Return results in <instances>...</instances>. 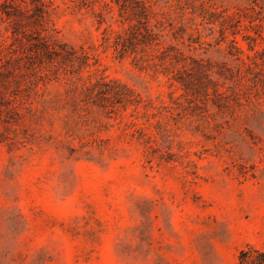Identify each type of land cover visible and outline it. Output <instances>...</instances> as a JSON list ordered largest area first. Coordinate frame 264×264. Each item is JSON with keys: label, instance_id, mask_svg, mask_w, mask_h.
Wrapping results in <instances>:
<instances>
[{"label": "rangeland", "instance_id": "rangeland-1", "mask_svg": "<svg viewBox=\"0 0 264 264\" xmlns=\"http://www.w3.org/2000/svg\"><path fill=\"white\" fill-rule=\"evenodd\" d=\"M41 1L76 64L0 104V264H264V0Z\"/></svg>", "mask_w": 264, "mask_h": 264}, {"label": "trees", "instance_id": "trees-1", "mask_svg": "<svg viewBox=\"0 0 264 264\" xmlns=\"http://www.w3.org/2000/svg\"><path fill=\"white\" fill-rule=\"evenodd\" d=\"M89 0H81L82 3ZM123 3V8L129 0H116ZM0 13L5 17L11 29L13 43L6 46L0 43V83L4 93H0V104L7 107L8 113L21 119L25 117L24 110H30L33 104L29 92L37 93L38 81L45 83L51 75L60 70L66 71L76 64L75 60L67 58V54H75L74 50L67 51V46L58 40L44 34L49 14L41 0H4L0 2ZM20 15L31 20L35 30H28L21 22ZM25 39V41H24ZM124 43L116 44V51L125 52ZM13 62H18L13 66ZM79 68L82 66L78 65ZM4 69V70H1ZM27 71V79L23 83L17 81L19 70ZM264 259V254L257 252ZM247 252L239 256V264H244Z\"/></svg>", "mask_w": 264, "mask_h": 264}]
</instances>
